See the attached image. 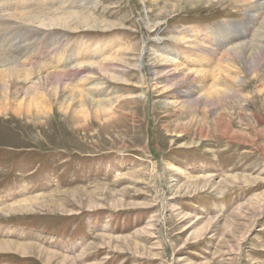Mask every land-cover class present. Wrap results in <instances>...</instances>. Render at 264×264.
Wrapping results in <instances>:
<instances>
[{
    "label": "rangeland",
    "instance_id": "1",
    "mask_svg": "<svg viewBox=\"0 0 264 264\" xmlns=\"http://www.w3.org/2000/svg\"><path fill=\"white\" fill-rule=\"evenodd\" d=\"M69 1L27 10L72 16L45 39H62L63 71L85 63L93 78L33 102L0 90V241L29 250L0 249V264H264V9ZM233 24L248 31L232 41ZM254 39L258 53L226 55ZM213 84L228 92L207 103Z\"/></svg>",
    "mask_w": 264,
    "mask_h": 264
},
{
    "label": "bare ground",
    "instance_id": "2",
    "mask_svg": "<svg viewBox=\"0 0 264 264\" xmlns=\"http://www.w3.org/2000/svg\"><path fill=\"white\" fill-rule=\"evenodd\" d=\"M33 1H34V3H33ZM37 1L41 5V0H0V35H1V39L5 42V44L0 43V68H2V71L0 70V73H2L1 79H0V90L4 91L10 97L14 96L12 98H16L17 95L21 97V100H24V98H30L31 102L36 100V98H39V97L43 98L41 96H43L44 93L45 94L49 93L48 91H51V90H54L53 92L58 93V95H60V92L64 91L68 87V85H69L68 82H70L73 78H78L79 81L87 80V78L88 79L93 78V76L91 75L92 72L88 71L89 64L88 65L85 63H84V65L74 64L71 67H69V69L66 70V68H65L64 71L62 70L63 69L62 67L68 65V63H69L66 60V58H64V50H61L60 49L61 47L59 46V43L60 44L62 43V39H57V40H55L56 42L49 44L48 40L45 39V37L47 35L46 31L52 29L53 27H60V26L61 27H63V26L71 27L70 17H72V16L70 14L66 15V14H63V13L58 12V11L55 12L54 14H51V15H48V14L46 15V13H43V14L41 13L42 14L41 15V14H37L38 12L36 13L37 15L35 13L34 14L32 13L33 15H31V14L29 15V11L27 9H31L34 6H36ZM44 1H46V0H44ZM208 1H211V0H208ZM212 1H214V2L216 1V3H217L221 0H212ZM231 1L236 2V1H240V0H231ZM245 1H247V2L251 1L252 2V0H245ZM245 1H243V2H245ZM137 2H139V3L142 2L143 4H146V0H137ZM50 3L52 6L55 5L56 7H59L64 11L66 9H71L74 6L73 2H71L69 0H49V4ZM211 5H213V3ZM251 6L250 7L252 9L250 8L251 10L248 11L247 16L255 17L256 14H258L260 11H262L264 9V1L255 0ZM53 8H54V6H53ZM54 9H56V8H54ZM49 11H51V10H49ZM257 17H258V15H257ZM72 23H74V21ZM146 23H147V21L144 24H146ZM61 27H60V29H61ZM145 27L147 29H149L148 31L151 30V33L153 32L151 35H153V36L155 35L156 25H153V26L147 25ZM262 29H264V27H262ZM223 30H224V28H223ZM259 30L263 31V30H261L260 27H259ZM226 31H231V32H229L227 37L233 41V40H236L237 38L239 39V37L246 34V32L248 31V26H245L242 29H237V25L233 24V25H230V27H228V28L226 27ZM259 34L261 35V32H259ZM259 34H258V36H259ZM256 35L254 37H256ZM260 37L261 38L263 37V39H264V36H260ZM256 39H257V37H256ZM256 39H254L253 41L250 40L251 42H247V43L245 42V44L243 42H238V43H234V44L229 45V47L227 48V51H225L226 55H231V56L237 57L240 54H243L244 51H247V49L249 47H251L250 49L253 50L256 46L253 42L254 41L256 42ZM180 40H182L184 43H186V42L188 43V41H189L185 37H182ZM257 42H256V44H257ZM141 45H142V43H141ZM141 45H140V47H141ZM62 47H63V45H62ZM261 47H264V46L262 45V46H260V48ZM47 48H48V50H51V49L53 50L51 55H50V52L47 54L49 57L47 59L51 58L50 59L51 61L50 60L49 61L43 60L42 63H37V59H40V61H41L42 57H47L46 52H45V49H47ZM255 49H257V48H255ZM263 50H264V48L262 49V51ZM253 51H256V50H253ZM225 52H223V53H225ZM258 52L259 51H256V53H258ZM223 55L226 56L225 54H223ZM259 55H260V53H259ZM157 56H158V54H157ZM160 60L161 61H164V60L170 61V58L164 56ZM40 61H38V62H40ZM52 61H53V63H50ZM60 66H62V67H60ZM149 67H150L151 75L154 76L156 74L155 69L152 67V64L149 65ZM152 79H153V83H154V87H155V84H157L158 82L155 80L156 79L155 77H152ZM28 82L30 83V86L26 85V83H28ZM142 83H143V87H144L143 76H142ZM219 87H222V86H217L214 84L212 85V87L210 86V88L208 89L207 98H205V101L207 103L209 102V96H211V95H224V94L226 95V93L228 91L225 88L220 90ZM40 88H44L45 91L42 92L41 90H38ZM87 90H89V88ZM234 91L235 90L232 89V92H234ZM195 93H196L195 89L191 88L184 93V96H186L189 99L191 97H193L198 101V99L201 98V95H198L196 97ZM14 94H16V95H14ZM131 94H133L130 97V98H132V102H136L138 99H141V98H143V100L146 101V90H145V88H143V90H141L140 93H135V94L131 93ZM78 95H80V97L84 98V100L87 101L88 104H92V105L94 104V106L101 108L100 104L97 103V105H96L93 98L88 97V95L86 93H82L81 90L78 91ZM89 95L91 96L90 93H89ZM45 98H43V99H45ZM74 98H75V96H74ZM72 99L73 98H71V100ZM92 101L94 103H92ZM190 101H191V99H190ZM101 102H104V101L100 100V103ZM3 105H4V103H3ZM4 109H5V107H4ZM79 111L85 112L84 109H79ZM224 129H225V131H230L229 127L224 126ZM232 133L236 134L234 131ZM231 137L235 139V136H231ZM167 169L168 168L166 166V170ZM208 185H210V184H208ZM205 186H206V183L201 184V188H203ZM30 203H31L30 201L29 202L25 201L22 205H20L19 210L31 209L32 205H30ZM263 203L264 202H262V204L259 205L260 207L258 206L259 209L261 208ZM5 248L6 249H16V250L21 249L20 251H22L23 253L29 252V250L24 248L23 245L21 246V245L15 244V243H5V242L0 241V249H5Z\"/></svg>",
    "mask_w": 264,
    "mask_h": 264
}]
</instances>
